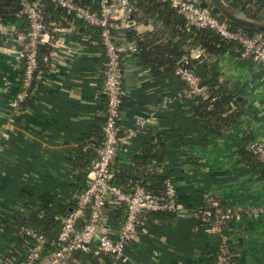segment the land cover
<instances>
[{"label":"crops","instance_id":"crops-1","mask_svg":"<svg viewBox=\"0 0 264 264\" xmlns=\"http://www.w3.org/2000/svg\"><path fill=\"white\" fill-rule=\"evenodd\" d=\"M234 13L244 14L242 10ZM46 17L53 30L45 46L53 51L42 57L26 99L22 98L25 60L21 52L27 35L17 34L16 26L12 32L1 31L0 206L20 207L26 186L75 204L85 189L79 173L86 166L76 160L85 153L83 160L95 155L91 164L95 163L98 154L92 145L103 137L108 101L100 35L72 19L50 13ZM131 22L140 34L155 30L152 22ZM214 62L216 70L238 86L233 107L245 111L239 128L223 136L212 135L208 125L193 114L190 103L182 101L186 91L176 75L158 82L151 67L141 62L140 51L125 53L121 132L123 137L128 130L137 134L121 143L112 170L131 168L133 156L156 134L165 133L177 202L191 216L150 221L140 227L123 259L82 252L73 264H215L218 247L225 240L232 241L234 264H264V179L240 161L235 143L252 131L256 141L264 144V68L242 59L238 50ZM138 120L145 121L143 128ZM205 203L216 208L218 233H211L210 223H197ZM227 214L231 217L224 218ZM126 215L125 204L110 201L103 224L114 231ZM28 244L29 239L8 231L0 220V264H19Z\"/></svg>","mask_w":264,"mask_h":264},{"label":"trees","instance_id":"trees-1","mask_svg":"<svg viewBox=\"0 0 264 264\" xmlns=\"http://www.w3.org/2000/svg\"><path fill=\"white\" fill-rule=\"evenodd\" d=\"M74 1L93 10H99L100 8V0ZM223 2L230 12L242 10L247 18L254 19L261 27L259 29L246 28L227 21L224 16L215 15L221 22L227 23L235 31L241 30L248 36L264 35V0H223ZM195 3L198 4V2ZM130 5L132 7L131 20L135 23L152 22L155 25V30L140 34L133 27L135 24L122 27L120 22H114L113 31L119 43L136 44L141 53V62L151 67L158 82L162 83L169 77L177 76L176 71L180 67H185L196 74L201 79V86L210 92L211 99L191 101L188 98H182V101L190 103L193 114L208 125L209 129L213 131L212 135L223 136L233 133L235 128H239L240 120L245 111L242 108L233 107L238 86L216 70L214 60L226 54L234 55V52L240 51L242 46L236 42L223 41L214 31L188 28L184 18L169 3L160 2L159 0H135ZM42 12L50 31L53 30V26L46 17L48 13L57 17L60 15L66 20L72 19L82 29H86L91 33L94 32L97 36L100 35L98 28L88 26L84 21L77 19L73 12H69L51 2H46L43 5ZM0 24L3 27L16 26L17 34H28L29 24L23 15L21 0H0ZM158 25L161 26L158 27ZM1 34L3 33L0 31V36ZM1 43L0 41V45ZM52 51L51 46H45L44 44L40 46L37 76L41 69L42 57ZM194 51H201L203 53L202 57L192 60L191 54ZM22 73H24V70ZM181 82L184 91L187 92L188 87L185 82ZM123 98L121 114L124 104ZM163 137H165V133L156 134L145 149L135 154L132 158L133 166L131 168L126 169L116 166L112 170L110 183L127 194H131L137 185L143 186L151 197L164 202L166 200V182L168 180L173 181V178L168 164V146L163 141ZM102 138L92 145L97 154ZM256 142L258 141H256L252 131L245 132L242 134V138L235 141L236 153L241 162L259 175L260 179H264V164L250 150L251 145ZM84 157H86L85 153L81 154L76 160L77 164L80 162L86 164L85 170L79 173L81 187H86L85 178L94 165V163L91 164V160L95 155L93 158L85 159L86 161L83 160ZM21 198L23 202L20 207L0 206L2 224L8 231L20 233L23 240L28 239L21 233L23 227L37 229L46 235L49 240L47 254L53 253L56 250L54 242L58 237L62 221L72 212L77 202L75 204L69 203L67 200L58 198L54 193L41 194L28 186L22 190ZM201 210L211 212L212 217L205 220L203 216L198 215V225L218 222V214L212 204H203ZM177 216L176 211L146 212L143 224L140 227H144L150 221L174 220ZM227 242L232 252V260L229 264H234L236 258L232 241L228 240ZM79 255L77 254L76 258L80 257Z\"/></svg>","mask_w":264,"mask_h":264},{"label":"built area","instance_id":"built-area-1","mask_svg":"<svg viewBox=\"0 0 264 264\" xmlns=\"http://www.w3.org/2000/svg\"><path fill=\"white\" fill-rule=\"evenodd\" d=\"M135 0H100L99 10H93L76 3L74 0H21L23 15L28 21L29 32L25 37L21 55L25 60L22 77V98L31 95L33 83L39 68V50L41 45L52 38L44 20L42 7L51 2L75 13L88 26L100 30V38L106 57L104 92L108 101L107 118L103 125V138L98 149V157L86 177V187L80 193L72 212L62 221L60 234L54 246L56 250L47 254L48 238L37 229L23 227L21 233L29 239L28 251L19 264H73L76 255L92 252L95 256H109L123 259L127 245L134 239L143 224L146 212L184 211L177 202V188L174 181L166 182V200L161 202L149 195L143 186L137 185L131 194L110 183L112 164L122 142L129 141L137 134L136 130H128L126 136L121 132V105L123 98L122 61L126 52L137 53L134 43L126 46L120 44L113 31V23L120 22L122 27L132 25L131 2ZM169 3L186 21L188 28L208 29L214 31L226 42H236L242 46L239 56L264 68V35L248 36L241 30H233L227 23L221 22L210 9L202 8L192 0H159ZM12 27H0V31L8 32ZM53 40V39H52ZM47 41V42H46ZM201 51L191 54L192 60L202 57ZM178 78L188 87L186 98L191 101L209 100L211 94L201 86V79L185 67L177 69ZM144 120H138L140 128L145 126ZM250 150L264 164V144L256 142ZM110 201L122 206L126 205L127 215L123 224L116 230L106 229L103 221L106 207ZM200 210V209H199ZM205 220L212 217L209 211L198 212ZM231 214L223 216L230 218ZM211 233L221 231L217 222L209 224ZM232 252L225 240L221 242L216 254L215 264H229Z\"/></svg>","mask_w":264,"mask_h":264},{"label":"water","instance_id":"water-1","mask_svg":"<svg viewBox=\"0 0 264 264\" xmlns=\"http://www.w3.org/2000/svg\"><path fill=\"white\" fill-rule=\"evenodd\" d=\"M198 4L205 9H210L212 13L216 16H224L225 19L231 23L238 24L240 26L252 29H259L261 26L252 21L247 19L244 14L240 13H232L226 9L224 6L223 0H203L198 2ZM11 30H8L10 32ZM179 216H191V212L188 211H180L178 212Z\"/></svg>","mask_w":264,"mask_h":264}]
</instances>
